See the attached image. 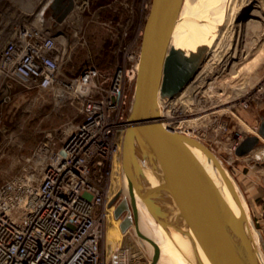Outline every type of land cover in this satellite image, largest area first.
Returning a JSON list of instances; mask_svg holds the SVG:
<instances>
[{"label":"built area","instance_id":"obj_1","mask_svg":"<svg viewBox=\"0 0 264 264\" xmlns=\"http://www.w3.org/2000/svg\"><path fill=\"white\" fill-rule=\"evenodd\" d=\"M52 1L34 20L32 13L9 30L0 27L1 87L16 83L46 91L62 117L76 110L66 124L45 134L17 176L0 184V264H133L122 242L107 259L103 248L110 203L120 189L113 193L116 177L121 186L123 140L141 55L132 43H123L130 21L112 18L100 23L115 42L112 58L87 56L75 67V55L89 49L87 35L76 26L85 8L78 10L75 0L74 10L59 23L52 11L45 16ZM206 81L208 74L199 72L178 97L164 103L162 119L218 150L225 146L234 160L243 139L223 137L228 125L212 112L214 101L205 99ZM260 98L264 84L250 101ZM233 102L238 109L250 103ZM256 158L264 162V152ZM257 226L263 233L264 211Z\"/></svg>","mask_w":264,"mask_h":264},{"label":"water","instance_id":"obj_2","mask_svg":"<svg viewBox=\"0 0 264 264\" xmlns=\"http://www.w3.org/2000/svg\"><path fill=\"white\" fill-rule=\"evenodd\" d=\"M232 2L152 0L123 140L121 186L110 203L122 198L115 210L120 230L134 234L151 264H160L162 250L141 232L138 202L181 237L196 264H264V237L238 181L207 145L165 128L160 118L159 102L178 97L201 71L226 28ZM50 8L62 23L75 0H53ZM184 9L189 11L185 20ZM211 24L202 40L189 31ZM262 141L264 120L256 135L241 142L237 157L252 154Z\"/></svg>","mask_w":264,"mask_h":264},{"label":"rangeland","instance_id":"obj_3","mask_svg":"<svg viewBox=\"0 0 264 264\" xmlns=\"http://www.w3.org/2000/svg\"><path fill=\"white\" fill-rule=\"evenodd\" d=\"M48 1L0 0V27L7 25L9 30L15 24L26 22L28 14L32 13H35L31 16L34 20L38 13L45 11L44 5ZM77 4L78 10L85 8L81 21L76 26L83 28L87 35L89 49L75 55V67L82 64L87 56L94 61L112 58L109 52L115 42L110 40L109 32L100 24L112 18L117 21H130L129 39L123 43H132L131 49L140 52L152 0H79ZM50 11L48 8L45 16L49 17ZM188 13L184 9V20ZM181 25L182 23L178 27L181 28ZM211 27L212 24L194 25L189 31L202 40ZM185 35H181V39ZM200 73H207L209 79L204 84L205 99L214 101L215 109L212 112L222 116V120L228 125V134L223 137L232 135L236 139L241 137L244 140L247 136L256 135L264 120V99L250 101V98L264 84V0H233L226 28ZM2 81L0 79V184L17 176L23 170L25 160L44 141L45 134L66 124L72 119L73 112H76L74 108L66 110V116L62 117V112L55 108L48 92L29 90L16 83L10 88L1 87ZM235 99L248 100V109L234 108ZM206 145L220 157L226 169L240 184L257 225V218L264 211V178H261V173H257L264 171V162L258 161L256 155L264 152V145H260L252 154L243 158L235 157L234 160H231L225 146L218 150L209 143ZM139 204L145 207L143 203ZM106 228L108 235L103 248L105 259L113 248L121 244L122 239L111 213L107 216ZM161 230L164 242L176 240L173 229L165 226ZM262 234L264 237V232ZM150 235L154 236V233ZM254 239L258 245L256 235ZM137 247L147 263H150L151 258L144 248L138 244Z\"/></svg>","mask_w":264,"mask_h":264},{"label":"bare ground","instance_id":"obj_4","mask_svg":"<svg viewBox=\"0 0 264 264\" xmlns=\"http://www.w3.org/2000/svg\"><path fill=\"white\" fill-rule=\"evenodd\" d=\"M39 2H40V0H38ZM34 8V7H33ZM35 9V8H34ZM151 9V8H150ZM28 11H30V10H28ZM31 12V11H30ZM183 12H184V10H183ZM41 13V15L43 14V11L42 12H40ZM40 13H39V15H40ZM149 13H150V11H149ZM148 16H149V14H148ZM148 18V17H147ZM180 24V23H179ZM178 24V25H179ZM178 27V26H177ZM235 57V56H234ZM234 57H231V59L232 58H234ZM163 105H164V102H159V106H160V118H161V121H162V123H163V126L165 127V128H168V129H171V130H173V131H175V132H178L175 128H174V126H173V124H171V123H168L167 121L165 122V120H163L162 118H165L164 117V115H163V109H162V107H163ZM164 121V122H163ZM179 133V132H178ZM182 134V133H181ZM184 135H186V136H188V137H190V138H192V139H196V140H198V141H200V142H202V143H204L205 145H206V143L205 142H203V141H201V140H199V139H197V138H195L194 136H192V135H190L189 133L188 134H184ZM120 187V181L118 180V177H116L115 178V182L113 183V193H114V191L116 192V190L118 189ZM140 202H138V209H139V214H140V225H141V232L145 235V236H147V237H149V238H151L153 241H155L160 247H161V250H162V255H161V260H160V264L162 263V261H163V257H164V252H163V249H165L166 248V246H165V242H164V240H163V234H161V233H163V231L161 230L162 229V226L161 225H159L156 221H155V219H154V217L152 216V214H151V212L149 211V209L147 208V206H141L140 204H139ZM111 212V211H110ZM124 217V216H123ZM150 233H154V236L153 235H150ZM254 234V233H253ZM255 235V234H254ZM253 235V236H254ZM255 240V239H254ZM256 242V241H255ZM256 244H257V242H256ZM138 246H140L139 244H138ZM258 246V245H257ZM259 248V247H258ZM260 250V249H259ZM190 255V260L192 261V262H194V264H196L195 263V261H194V259H193V257L191 256V254H189ZM263 259H264V257H263ZM174 262H176V260H173Z\"/></svg>","mask_w":264,"mask_h":264},{"label":"crops","instance_id":"obj_5","mask_svg":"<svg viewBox=\"0 0 264 264\" xmlns=\"http://www.w3.org/2000/svg\"><path fill=\"white\" fill-rule=\"evenodd\" d=\"M260 145H264V142ZM259 173H261V178H264V171L258 172L257 174ZM175 235L177 237L176 240H166L165 242L166 248L163 249L164 257L161 264H194V262H192L193 260H190V253L188 252L185 243L177 233ZM173 260H176V262Z\"/></svg>","mask_w":264,"mask_h":264},{"label":"flooded vegetation","instance_id":"obj_6","mask_svg":"<svg viewBox=\"0 0 264 264\" xmlns=\"http://www.w3.org/2000/svg\"><path fill=\"white\" fill-rule=\"evenodd\" d=\"M118 192H119V190H118ZM118 192H117V194H118ZM117 194L114 196V198L117 196ZM114 198H113V200H114ZM121 202H122V198H119L115 202V204L113 205L114 208L111 211V215L117 223L118 231L122 235L121 242L123 245H125L126 247L129 248L133 264H151V262L147 263L145 256L140 252V249H138V247H137L138 243L136 241L134 234L131 231H129L127 234H123L120 230L121 220H116L115 210ZM123 216L125 218L127 216V213H125Z\"/></svg>","mask_w":264,"mask_h":264}]
</instances>
